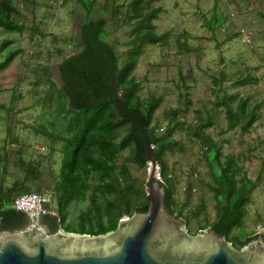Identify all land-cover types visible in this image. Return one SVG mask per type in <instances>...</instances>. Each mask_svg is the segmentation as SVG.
Returning <instances> with one entry per match:
<instances>
[{
  "label": "rangeland",
  "instance_id": "rangeland-1",
  "mask_svg": "<svg viewBox=\"0 0 264 264\" xmlns=\"http://www.w3.org/2000/svg\"><path fill=\"white\" fill-rule=\"evenodd\" d=\"M15 1L18 17H14L22 32L0 28V47L11 41L0 49V62L9 52L19 51L0 72V170L6 171L0 177L4 190L18 183L32 193L49 195L55 204V186L64 181L60 172L68 157L61 141L68 136V122L57 104L62 101L57 95L58 67L63 58L81 50L84 12L79 0ZM98 1L92 20L108 23L106 40L124 54L123 61L135 28L136 20L129 22L123 16L132 0ZM107 1L112 4L109 16H102L99 8ZM113 5L119 8L113 10ZM149 7L161 9L154 33L168 35L163 43L142 47L132 75L141 83V99H162L154 114V123L160 126L156 133L161 136L168 127L174 129L169 137L177 145L166 151L164 161L172 170L176 205L188 218L192 235L214 218L205 149L195 136V132L204 133L218 145L221 162L231 160L255 183L242 227L232 233V237L240 232L252 236L257 225L264 226V0H160ZM246 77L251 80L241 82ZM242 100L247 109H255L254 122L230 131L222 103L236 110ZM176 123L183 129L176 128ZM127 155L128 150L121 151L117 164ZM21 162L38 170V181L26 178ZM129 168L133 177L146 179L147 170ZM93 182L88 178L89 186ZM185 183L196 186V191L184 192ZM91 194L89 188L84 200L68 206L62 230L81 233L90 229L85 212L93 208ZM101 220L106 221L103 213Z\"/></svg>",
  "mask_w": 264,
  "mask_h": 264
},
{
  "label": "trees",
  "instance_id": "trees-1",
  "mask_svg": "<svg viewBox=\"0 0 264 264\" xmlns=\"http://www.w3.org/2000/svg\"><path fill=\"white\" fill-rule=\"evenodd\" d=\"M152 1L160 0H132L127 13L123 15L129 22L136 21L131 39L127 43L131 48L127 50L122 61L124 54L117 51L114 43L106 40L108 23L103 19L92 20L94 5L97 3L100 5L99 1L79 0L84 12L79 34L81 50L76 55L63 58L58 67L57 95L62 101L57 104L61 105L59 114H64L63 119L68 122V136L61 141L65 142L63 150L68 153V157L63 159L60 172V177L64 181L58 182L55 186L58 219L52 216H41L40 219L41 225L49 234L55 233L63 226L68 206L75 200H84L85 191L89 188L92 191L90 201L92 197L93 208L85 212V218L91 227L87 232L77 234L92 236L106 234L114 231L123 217L147 212L149 200L145 191L146 179L133 177L129 168V165H135L145 171L148 167L139 126L146 134L149 147L154 146L150 151L159 167L160 184L165 191L164 209L181 219L187 227L189 225L188 218L182 216L180 208L176 205L172 170L167 169L164 161L166 151L177 145L169 137L174 129L168 127L166 134L161 136L156 133L160 126L154 123V114L162 99L160 97L141 99L139 96L141 83L132 75L143 53L142 47L163 43L168 35L154 33V20L158 18L161 9L150 8ZM110 3L114 4L115 0H110ZM110 5L112 4H109V1L104 3L100 6L101 12L98 14L109 16ZM15 7V0H0V28L7 32L23 30V27L16 23L18 13ZM113 8L117 10L119 7L113 5ZM14 15L17 16L16 19ZM262 16L264 17V13ZM10 45L11 41H4L0 49L4 50ZM18 54L19 51L9 52L0 62V72ZM246 79L251 80L246 77L241 79V82ZM218 82L214 80V83ZM222 104L226 107L228 130L232 131L237 127L245 129L254 122L255 109H247L243 100L236 110H233L226 101ZM245 121L248 122L244 123ZM174 126L183 129L180 123ZM207 127L209 124L201 127V132ZM195 136L205 149L203 154L209 168L211 178L209 188L214 200V218L211 222H206L200 230L211 228L215 235L225 237L226 241L239 250L256 238L251 235L244 236L243 232L232 237L233 231L242 227L246 205L255 189V183L231 160L220 161L219 147L212 139L204 133L195 132ZM124 150H128V155L121 164H117V156ZM21 169L28 180H39L38 170L30 165L21 162ZM1 170V175L6 172ZM88 178L95 183L89 186ZM186 184L190 189L196 188L190 183ZM184 192L193 193L191 190ZM29 193L32 192L18 183L4 190L0 177L1 230L17 231L27 224L26 214L15 211L12 205L16 197ZM13 194L16 197L11 199ZM201 210L204 213L205 206H202ZM102 213L106 218L105 222L101 220Z\"/></svg>",
  "mask_w": 264,
  "mask_h": 264
},
{
  "label": "water",
  "instance_id": "water-1",
  "mask_svg": "<svg viewBox=\"0 0 264 264\" xmlns=\"http://www.w3.org/2000/svg\"><path fill=\"white\" fill-rule=\"evenodd\" d=\"M139 129L148 166L147 212L122 218L114 231L96 236L61 228L49 234L40 219L51 215L27 213L22 229H0V264H264V229L237 250L211 228L190 234L181 219L164 209L158 165Z\"/></svg>",
  "mask_w": 264,
  "mask_h": 264
},
{
  "label": "built area",
  "instance_id": "built-area-1",
  "mask_svg": "<svg viewBox=\"0 0 264 264\" xmlns=\"http://www.w3.org/2000/svg\"><path fill=\"white\" fill-rule=\"evenodd\" d=\"M154 149V146L150 147ZM156 179L161 182V177L159 173V167L157 166L156 170ZM183 190H191L192 192L196 191V188L188 186L185 183ZM13 209L21 213H38V214H48L58 219V212L55 204L53 203L52 198L49 195H44L42 193H29L24 195H19L13 201ZM264 229V226L257 225L256 232L258 230Z\"/></svg>",
  "mask_w": 264,
  "mask_h": 264
}]
</instances>
